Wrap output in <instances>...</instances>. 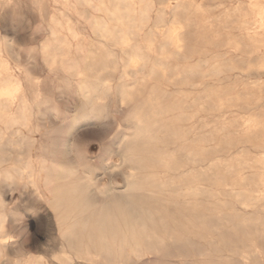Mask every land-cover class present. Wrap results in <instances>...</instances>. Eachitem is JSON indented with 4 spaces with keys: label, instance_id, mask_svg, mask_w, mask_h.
Instances as JSON below:
<instances>
[{
    "label": "bare ground",
    "instance_id": "obj_1",
    "mask_svg": "<svg viewBox=\"0 0 264 264\" xmlns=\"http://www.w3.org/2000/svg\"><path fill=\"white\" fill-rule=\"evenodd\" d=\"M196 74V94L173 88ZM119 104L123 190L59 136ZM13 189L48 227L30 237L42 256ZM198 237L216 254L178 264H264V0H0V264H135Z\"/></svg>",
    "mask_w": 264,
    "mask_h": 264
},
{
    "label": "rangeland",
    "instance_id": "obj_2",
    "mask_svg": "<svg viewBox=\"0 0 264 264\" xmlns=\"http://www.w3.org/2000/svg\"><path fill=\"white\" fill-rule=\"evenodd\" d=\"M37 31H38V29H37ZM37 31H36L37 36H39L40 34L42 35V30H40V28H39V31L38 32ZM41 35L39 37H41ZM20 40H22V38H20ZM190 42L194 48L192 47V48L187 50V53L185 56V58H187L186 60H185V58L182 59V63H186L187 65L188 64L193 65V64H196L197 62H199V53H198L199 52V47H198L199 46V38L191 39ZM108 75H110V77L113 79H116L118 77V73H114V74L109 73ZM188 79H189V80H187L188 82L185 80V81H183L184 83L178 82V83L173 84L172 85L173 88L179 87L180 89H182L187 94H190V91H191L192 95L196 94L199 90V87H198L199 86V74L193 75V76H191V78L189 77ZM186 83L188 86L191 85V87H193V86H195V87H193V88H190V86L187 87ZM188 83H190V84H188ZM180 84L182 86H180ZM196 87H198V88H196ZM55 96H56L55 98H56L59 106H62L64 108L67 107L70 114L74 113L75 106L70 101L69 97L66 94L62 95L61 93L60 94L56 93ZM124 106H125V108H124ZM126 108H127V106L125 104H122V105L119 104L118 106H111L109 113L107 115L102 116L101 118L100 117L91 118L87 121L79 122V123H77V125L75 124L71 128V130H70L71 132H69V134H67V135L60 134L59 135L61 137L67 136L68 139H70V149H71L70 156L73 158V160H80V161L83 160L84 162L87 161V162L93 164L94 166H96L95 164H97L98 165L97 167H101L95 173L96 174L95 178H96V180H98V182H100L99 184H101V185L104 184L107 186L109 185L108 186L109 188H111V189L116 188L118 190H123L125 188L122 170L124 172L125 170H127V168L125 166H122V170L120 172L117 171L118 174H112L111 175V171L113 169L112 165H114L115 163L121 162V158L118 155L117 144L120 142V139H121L119 133L122 132V130L126 131L129 127V122L125 121L127 119L126 114H128V113H126L127 112ZM124 109H126L125 113H124ZM123 116H126V117H123ZM59 117H60V114L50 113L49 120L52 121L53 123L63 122L61 119L62 117H60V118ZM121 117H123V118H121ZM111 118H113V119H111ZM114 118H115V120H114ZM122 119H123V122L125 121V123H123V124L120 122V121H122ZM57 120H58V122H57ZM113 120H114V122H113ZM115 122H117V124ZM182 124H183L185 130L189 131L190 129L191 130L194 129L199 134V128L202 125V120L199 117V112L196 115H194L192 118H188V119L183 120ZM113 127H114V129H113ZM107 134L109 136L108 138H107ZM111 146H113L112 149H111ZM111 150H115L116 155L114 154V151H111ZM109 151H110V153H109ZM78 153H80V154H78ZM84 154H86V155H84ZM112 155H113V157H112ZM78 156H81V157H78ZM209 156H211V155H209ZM111 157H112V159H111ZM84 158H85V160H84ZM94 162H95V164H94ZM106 162H108V164ZM192 163L193 162H191V161H189V162L184 161L185 168H192L193 167L195 169H199V160L196 163H193V164ZM100 164H102V165L100 166ZM105 164H107L108 166ZM115 181L117 182V184L115 183ZM22 197H24V198H22ZM25 197H26L25 193H23L22 191H20L18 189H13V192H11V194L8 196L9 203L7 205V209L12 208V209L17 211L16 217H18V218H16V224L19 225L23 246H24V249L27 250V251L25 250L27 252V254L32 253V255H41L42 256V255H44V253H43L44 251L39 248L38 244L33 243L31 241L30 237L32 235H34V233H37L39 231H41L44 234H48V231H47L48 227H46V228L44 227V226H47L46 223L45 224H42V223L34 224L32 214L34 213L35 208H33L34 207L33 202L28 200L27 197L25 199ZM22 200L24 201V203ZM25 203H26V205L27 204L28 205L26 206ZM18 204L19 205L22 204V205L19 207ZM23 204L26 206V208ZM27 208L29 211L24 210ZM22 219H24V220H22ZM22 221H23V223H22ZM25 223H26V225H24ZM39 226H41L42 228ZM44 229L47 232L46 231L44 232ZM24 235H26V236H24ZM48 242H52V241L49 240ZM48 244L52 245L53 242H52V244H50V243H48ZM30 247H32V249ZM34 248H36V249H34ZM40 251H43V252H40ZM200 254H202V255L204 254L206 256L205 258H210L211 256H214L216 253H214V251H211V250L209 251V248L207 247L206 243L198 237L196 239V241H194V242L190 241L188 244L174 243L172 245H168L164 249V255H161V256L156 255V254L153 255V253H151V255L148 254V255H145L144 257H142L135 264H144L146 261H149L146 263L150 264L152 262V260L154 261V262H152V264H178V262L176 261L178 259V256L184 257L186 259H191V258L197 259V258H200L202 256ZM152 255H153V257H152ZM171 255H172V257H170ZM144 258H145V260L146 259L147 260L143 261ZM155 260H157V261H155ZM235 263L239 264L238 262H235ZM186 264H194V263L188 262Z\"/></svg>",
    "mask_w": 264,
    "mask_h": 264
}]
</instances>
